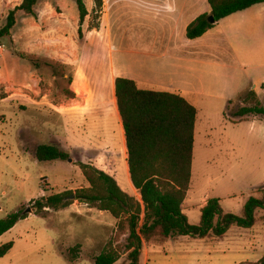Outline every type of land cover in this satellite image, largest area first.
I'll use <instances>...</instances> for the list:
<instances>
[{
	"label": "rangeland",
	"instance_id": "rangeland-1",
	"mask_svg": "<svg viewBox=\"0 0 264 264\" xmlns=\"http://www.w3.org/2000/svg\"><path fill=\"white\" fill-rule=\"evenodd\" d=\"M66 1L74 5L79 16L77 1ZM140 1L103 0L102 12L95 13L97 1L94 0V10L82 27L83 38L89 36V46L83 49L80 44L74 56L55 46L45 48L41 44L42 28L55 29L56 21L46 10L47 4L52 3L56 12L55 0H40L36 17L20 14L11 35L0 38V47H4V52H0V221L18 212L28 216L0 237V248L14 244V248L0 258V264H95V259L109 245L122 251V259L117 264L127 261V236L119 232L118 221L109 213L74 200L75 196L71 198L74 201L71 206L59 211L47 210L44 217L35 214V204L42 197L88 188L78 166L79 162L86 161L117 177L122 190L141 201L130 184L114 95L107 104L116 119L99 114L76 120L72 115L80 116L86 109L72 105L71 101L73 89L86 90L83 83L89 78L91 87L99 92L101 86L106 87L117 74L123 75V68L110 74L105 66L102 69L98 64L107 62L108 68L109 59L123 62V39L135 41L137 30L151 21L150 15L136 7ZM67 14L70 17V13ZM2 16L7 13L0 0V29L7 20ZM69 29V33L66 30L64 33L73 32L71 27ZM22 32L34 36L31 46L22 45L25 42L19 37ZM52 33L54 35V31ZM18 37L21 46L16 43ZM78 39L83 43L84 39ZM26 49L36 55L26 54ZM62 54L72 59H93L88 62L97 67L88 71L89 75L79 77L81 84H74L75 67L65 70L63 61L55 60L62 59ZM125 60L134 73L135 59ZM33 64L38 68L34 69ZM248 94L249 91L244 92L231 102L229 115L233 116L234 111L245 105H253L254 100L248 98ZM87 97L86 101L93 106L91 109L99 112L101 107L97 102L92 103L90 92ZM48 102L55 107L48 106ZM200 108L204 109L203 104ZM219 108L221 106L216 110ZM56 112L61 118L54 116ZM201 130L199 124L184 213L189 223L197 226L204 202L220 199L225 213L242 217L248 198L259 197L258 191L263 188L252 190L250 185L264 186V153L259 152L264 151V123L258 120L252 129L251 122L235 125L226 119H215L207 133ZM57 133L63 140L60 147L70 153L72 163H39L37 147L57 142L53 139ZM28 208L31 213L26 212ZM257 217L258 223L253 229L234 226L227 237L219 241L186 237L154 240L150 245L145 244L150 257H142L141 264H237L255 260L264 254V212Z\"/></svg>",
	"mask_w": 264,
	"mask_h": 264
},
{
	"label": "trees",
	"instance_id": "trees-1",
	"mask_svg": "<svg viewBox=\"0 0 264 264\" xmlns=\"http://www.w3.org/2000/svg\"><path fill=\"white\" fill-rule=\"evenodd\" d=\"M80 12V24L90 15L83 0H76ZM97 1L95 13L102 12L103 0ZM40 0H23L9 11L6 25L0 29V38L9 37L17 25L20 14L36 17ZM211 14L198 17L186 31L188 40H197L207 34L223 19L264 4V0H207ZM215 18V24L209 17ZM83 38L82 28L78 32ZM42 60V59H41ZM64 65V64H63ZM34 69L38 66L33 64ZM68 70L72 67L64 65ZM73 93L71 101L76 100ZM248 98L253 105L241 107L234 117L260 116L264 118V106L254 91ZM114 102L122 126L124 154L131 187L141 201L124 192L117 177L106 173L93 164L79 162L78 166L89 184L76 193L66 192L42 197L35 204L36 215L44 217L47 210H63L76 201L90 208L109 213L118 221V230L127 236L123 264H141L144 244L154 240L168 241L187 237L195 240H222L236 226L253 229L257 215L264 212V187L259 197H250L244 206L243 216L225 213L220 199H209L201 210L199 225H191L183 206L191 187L196 141L197 108L180 92L145 88L138 82L118 77L115 80ZM126 150V151H125ZM39 163L66 162L70 153L58 145L41 144L36 150ZM28 216L21 212L0 221V237L10 232L18 222ZM14 248L9 243L0 248V258ZM122 251L109 245L95 259V264H117ZM264 264V256L257 263Z\"/></svg>",
	"mask_w": 264,
	"mask_h": 264
},
{
	"label": "crops",
	"instance_id": "crops-1",
	"mask_svg": "<svg viewBox=\"0 0 264 264\" xmlns=\"http://www.w3.org/2000/svg\"><path fill=\"white\" fill-rule=\"evenodd\" d=\"M2 2L4 12L8 16L9 11L20 6L23 0H2ZM83 2L91 14L94 10V0H83ZM136 7L142 9L143 14L150 15L151 21L137 30L135 41L123 39V62L116 63L112 61L113 59H109L108 68L107 62L98 64L102 69L105 66L107 69L105 71L110 74L117 68L119 70L123 68V75L117 74L106 87L101 86L99 92L91 87L93 85L91 78L83 83L86 90L73 89L78 102L73 100L72 105H81L86 110L80 116L72 115V118L80 120L102 114L106 118L116 119V115L109 110L107 102L115 93L116 78L123 77L134 80L145 88L182 93L197 108L196 131L200 124L202 133L208 132L215 119H226L235 125L251 122L252 129L258 120L264 123V118L260 116L236 118L228 114L231 102L247 91H254L264 106V4L253 6L221 20L215 28L197 40H188L186 31L198 17L211 14L207 0H142L136 3ZM46 10H49L50 17L55 19L56 24L55 29L51 26L46 27L45 30L42 28V46L45 48L55 46L72 56L75 55V50L80 44L83 49L89 46L88 35L83 38L84 40L82 39L83 43L79 42L78 32L83 25L80 24V15H77L74 5L71 6L66 0H55L56 12L52 3L47 4ZM44 11L45 9L40 12V19L43 18ZM67 13H70V17ZM7 16L2 17L6 19ZM70 27L73 32L68 34ZM64 30L68 33H64ZM19 37L25 40L22 45L31 46L34 36L22 32ZM19 37L16 39L18 45H20ZM25 53L36 55L30 49H26ZM61 58L55 60H62L64 65L75 67L74 84H81L82 74L89 75L88 71L97 67L88 62L93 59H72L67 54H62ZM125 59H135L134 73L131 72L133 69L128 67ZM88 92L91 93L92 103L97 102V106L101 107L99 112L91 109L93 106L86 101ZM47 104L55 107L53 103ZM202 104L203 110L200 108ZM219 106L221 108L216 110ZM237 111L238 109L234 113ZM54 116L61 118L57 112ZM53 139L57 142L53 141L52 145L63 144L59 133L53 135ZM63 149L66 151L64 147ZM259 152L264 153V151ZM262 187L264 186L250 185L252 190ZM207 202L208 200L204 205ZM186 204L187 200L183 206L184 211ZM145 247L144 244L142 257L148 259L150 256ZM263 256L264 254H260L255 260L241 261L237 264L257 263Z\"/></svg>",
	"mask_w": 264,
	"mask_h": 264
},
{
	"label": "water",
	"instance_id": "water-1",
	"mask_svg": "<svg viewBox=\"0 0 264 264\" xmlns=\"http://www.w3.org/2000/svg\"><path fill=\"white\" fill-rule=\"evenodd\" d=\"M208 20L211 24H215V18L213 16H210ZM72 161V159L68 160L69 163H72ZM71 198L74 199V196H72ZM26 212L31 213V209L28 208Z\"/></svg>",
	"mask_w": 264,
	"mask_h": 264
},
{
	"label": "built area",
	"instance_id": "built-area-1",
	"mask_svg": "<svg viewBox=\"0 0 264 264\" xmlns=\"http://www.w3.org/2000/svg\"><path fill=\"white\" fill-rule=\"evenodd\" d=\"M0 52H4V47H0Z\"/></svg>",
	"mask_w": 264,
	"mask_h": 264
}]
</instances>
